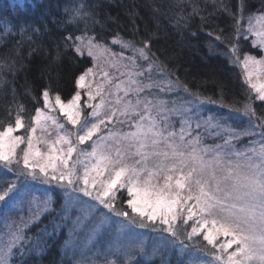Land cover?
Masks as SVG:
<instances>
[{
	"label": "rangeland",
	"instance_id": "374dc122",
	"mask_svg": "<svg viewBox=\"0 0 264 264\" xmlns=\"http://www.w3.org/2000/svg\"><path fill=\"white\" fill-rule=\"evenodd\" d=\"M247 36L259 55L244 59V72L264 100V16L249 20ZM75 48L93 62L78 81L79 93L68 102L45 96L26 138L20 121L0 133V183L4 178L8 186L22 180L21 186L62 188L67 203L51 228L68 227L75 264L104 256L128 264L139 252L150 261L167 250L194 264H264V144L236 147V132L204 117L198 102L166 98L163 92L172 87L145 50L119 40L103 46L85 37ZM128 126L129 142L142 148L132 154ZM207 134L211 144L205 145ZM122 189L130 215L115 208ZM26 199L36 214L39 197ZM181 217L216 244L208 263L161 232L148 239L147 229L169 232ZM17 228L0 235V264H9L21 241Z\"/></svg>",
	"mask_w": 264,
	"mask_h": 264
},
{
	"label": "trees",
	"instance_id": "16d2710c",
	"mask_svg": "<svg viewBox=\"0 0 264 264\" xmlns=\"http://www.w3.org/2000/svg\"><path fill=\"white\" fill-rule=\"evenodd\" d=\"M258 15L264 16V0H0V133L20 121L26 138L45 96L68 102L79 93L78 81L93 64L75 48V41L85 37L103 46L119 40L145 50L172 87L163 92L166 98L198 102L204 117L236 132V147L264 144V100L256 96L243 68L247 56L259 55L247 36L249 20ZM81 106L87 110L84 97ZM248 129L251 133L244 134ZM127 131L132 154L142 148L129 142L132 129ZM208 134L205 145L211 144ZM17 183L8 186L4 178L0 183V195L6 194L0 204V235L19 226L14 232L21 236L9 264L77 263L67 247L68 227L51 228L67 203L62 188ZM117 192V212L130 215L127 190ZM33 195L41 202L36 214L33 201L26 199ZM194 227L193 220L181 217L169 232L147 229L148 239L161 232L208 263L216 244L195 234ZM49 229L51 236L44 237ZM92 263L125 264L115 256ZM128 264L194 263L167 250L150 261L136 253Z\"/></svg>",
	"mask_w": 264,
	"mask_h": 264
},
{
	"label": "bare ground",
	"instance_id": "6f19581e",
	"mask_svg": "<svg viewBox=\"0 0 264 264\" xmlns=\"http://www.w3.org/2000/svg\"><path fill=\"white\" fill-rule=\"evenodd\" d=\"M38 112V111H37Z\"/></svg>",
	"mask_w": 264,
	"mask_h": 264
}]
</instances>
